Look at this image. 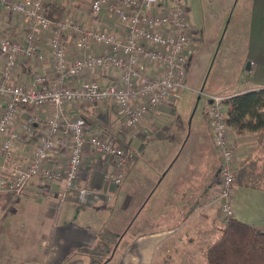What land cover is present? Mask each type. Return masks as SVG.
Segmentation results:
<instances>
[{
    "label": "crops",
    "instance_id": "obj_1",
    "mask_svg": "<svg viewBox=\"0 0 264 264\" xmlns=\"http://www.w3.org/2000/svg\"><path fill=\"white\" fill-rule=\"evenodd\" d=\"M208 1H220L219 7L226 10L228 18L226 27L235 28L245 20L242 42H246V78L242 88L223 93L264 87V0ZM50 2L64 5L60 19L90 28L103 22L101 17L88 14L89 0ZM29 22L4 14L0 7V29L15 40L23 42ZM36 32V48L46 52L48 30L37 26ZM75 39L73 33L63 35L70 46L69 59L82 53L73 47ZM52 73L49 58L22 59L10 83L29 80L36 74H46L52 81ZM78 78L98 79L101 84L107 81L95 72L81 73ZM178 101L160 103L151 116L145 115L132 127L120 122L110 101L102 105L74 102L69 111L85 115L99 133L117 135L115 142L123 148L126 160L122 164L85 150L79 181L93 189H109L106 199L81 200L64 189L62 180L42 175L32 177L21 195L0 192V264H60L73 250L94 246L100 233L103 245L115 246L106 263L205 264L206 247L218 237L221 226L216 198L218 156L204 114L208 99L202 103L200 115L189 116L177 113ZM3 102L4 97L0 105ZM39 112L49 115L51 109L20 106L12 128L22 131L21 123L28 114ZM32 128L34 134L22 132L20 138L14 139V155L26 157L35 150L43 125L35 123ZM230 136L238 181L232 217L264 230V130L236 134L231 128ZM67 153L63 146L51 150L48 163L64 160ZM118 165L124 175L120 184L112 188L103 174ZM5 174H9L8 169ZM115 234L122 236L113 243ZM84 256L65 264H87L88 257Z\"/></svg>",
    "mask_w": 264,
    "mask_h": 264
},
{
    "label": "built area",
    "instance_id": "obj_2",
    "mask_svg": "<svg viewBox=\"0 0 264 264\" xmlns=\"http://www.w3.org/2000/svg\"><path fill=\"white\" fill-rule=\"evenodd\" d=\"M50 0H0L6 15L30 21L23 42L0 29V192L21 195L26 183L42 175L62 180L63 187L79 199H106L109 189H93L80 183V164L86 149L96 155L125 162L123 148L115 142L116 134H102L83 114L69 107L77 101H110L125 127L136 125L145 115H152L162 102L175 101L185 87L186 68L196 45L194 26L184 0H89L88 14L99 16L101 26L90 28L67 19L51 21L44 14ZM37 26L48 30L46 52L36 48ZM75 35L74 48L82 53L69 59L70 46L63 35ZM49 58L52 81L46 74L10 83L22 59ZM97 73L107 79H79L81 73ZM229 94L208 95L204 106L211 138L220 164L217 171L218 222L225 224L233 216L236 187L234 145L231 127L225 122ZM9 98V100H8ZM20 106L51 109L49 115L29 113L18 131L11 122ZM42 123V132L33 153L19 157L13 153V141L20 133L34 134L32 125ZM65 147L64 160L51 161V150ZM57 164V165H55ZM9 174H5L6 170ZM124 175L118 167L104 171L112 188Z\"/></svg>",
    "mask_w": 264,
    "mask_h": 264
},
{
    "label": "rangeland",
    "instance_id": "obj_3",
    "mask_svg": "<svg viewBox=\"0 0 264 264\" xmlns=\"http://www.w3.org/2000/svg\"><path fill=\"white\" fill-rule=\"evenodd\" d=\"M184 3L188 18L194 26L196 45L191 50L190 62L186 68L185 87L177 99V113L200 115L206 96L229 94L223 92L243 87L248 64V60L244 59L246 42H242L246 30L245 20H240L235 28L231 25L226 27L228 18L225 17L226 10L219 7L220 1L212 3L208 0H184ZM214 4H218V8L214 9ZM106 261L104 264H115L114 261Z\"/></svg>",
    "mask_w": 264,
    "mask_h": 264
},
{
    "label": "trees",
    "instance_id": "obj_4",
    "mask_svg": "<svg viewBox=\"0 0 264 264\" xmlns=\"http://www.w3.org/2000/svg\"><path fill=\"white\" fill-rule=\"evenodd\" d=\"M63 11L64 5L60 3L48 1L44 5V14L51 21H57ZM225 122L236 134L264 130V87L231 93ZM218 229V237L204 252L205 264H264V230L233 217ZM104 235L108 234L104 232ZM115 236L113 243L118 242L122 235ZM50 237L51 232L44 252L47 250ZM102 238L103 235L100 233L94 246L73 250L60 264H65L77 256H84L82 254L88 257L87 264H104L115 246L103 245Z\"/></svg>",
    "mask_w": 264,
    "mask_h": 264
},
{
    "label": "bare ground",
    "instance_id": "obj_5",
    "mask_svg": "<svg viewBox=\"0 0 264 264\" xmlns=\"http://www.w3.org/2000/svg\"><path fill=\"white\" fill-rule=\"evenodd\" d=\"M207 103H208V101H207Z\"/></svg>",
    "mask_w": 264,
    "mask_h": 264
}]
</instances>
